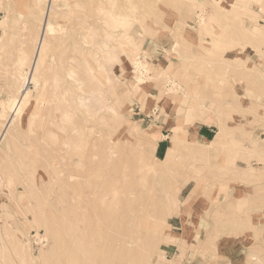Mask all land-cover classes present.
<instances>
[{
    "label": "rangeland",
    "instance_id": "rangeland-1",
    "mask_svg": "<svg viewBox=\"0 0 264 264\" xmlns=\"http://www.w3.org/2000/svg\"><path fill=\"white\" fill-rule=\"evenodd\" d=\"M91 1L60 2V29L40 77L28 84L22 113L8 126L10 115L0 118V264H71L73 246L78 264H92L90 250L113 246L112 238L132 241L125 246L133 264H264V1ZM42 2L0 0V112L5 104L9 114L31 74ZM95 11L97 40L106 42L96 56L73 49V40L80 46L82 36L93 38ZM146 39H163L164 50ZM71 58L92 71L74 68L67 78ZM132 105L159 122H142ZM204 123L213 139L222 131L219 143L197 137ZM159 125L172 149L180 126L181 146L170 162L157 157L171 148L157 156L145 138ZM83 128L88 144L72 147L69 136ZM73 159H82L75 173L93 201L70 210L61 184ZM115 188L118 220L129 192L138 227L97 224Z\"/></svg>",
    "mask_w": 264,
    "mask_h": 264
},
{
    "label": "bare ground",
    "instance_id": "bare-ground-1",
    "mask_svg": "<svg viewBox=\"0 0 264 264\" xmlns=\"http://www.w3.org/2000/svg\"><path fill=\"white\" fill-rule=\"evenodd\" d=\"M44 2H42L43 4V11L41 13V17H40V23H39V27H40V32L38 31L37 35H36V38H35V41H34V50H33V55H32V59L30 61V64L28 67L30 69V75L28 76H25L24 79H23V84H22V87H21V92H18V94L16 95V100L14 102V104H12V106L8 109L9 110V114L6 113L7 111V108H6V105L5 104H2V110L0 112V118H6L7 115H10V118L8 120V123H7V126L10 125L17 117L19 114L22 113V110H23V107L25 106V102L28 98V92L30 91L29 87H28V84L33 82V81H36L38 80L37 77H38V73L40 71V68L41 66L43 65V63L45 64V59L49 52V50H51V46H52V39L54 37V35H56L57 31H59L60 29V26L59 25H56L55 24V15L56 13L58 12V10H61V1L62 0H43ZM93 1V0H92ZM91 2L90 5H91ZM102 1V0H100ZM99 1V2H100ZM106 1V0H105ZM111 1V0H108V2ZM113 1V0H112ZM116 1V0H115ZM119 1V0H118ZM121 1V0H120ZM262 2L264 0H261ZM107 2V3H108ZM114 2V1H113ZM78 3V2H77ZM75 3V4H77ZM124 3V2H123ZM126 3V2H125ZM93 4V3H92ZM95 4V3H94ZM97 4V3H96ZM109 4V3H108ZM128 4V3H127ZM131 4V3H130ZM85 4H83L82 6L84 7ZM88 5V3H87ZM102 5V4H101ZM113 5H116V4H113ZM262 5V4H261ZM111 6V4H110ZM118 6V5H117ZM124 6V5H123ZM130 6V5H129ZM96 7V6H94ZM98 7V6H97ZM88 8V7H87ZM91 8V6H90ZM89 8V10H90ZM118 8H120L118 6ZM262 9H264V6L261 7ZM93 10V8L91 9ZM90 10V11H91ZM100 10V9H99ZM102 10V9H101ZM100 10V11H101ZM121 10V8H120ZM119 11V10H118ZM98 12V11H97ZM97 12L95 11V14H97ZM91 13V12H90ZM119 13V12H118ZM95 14L93 16H95ZM124 14V13H123ZM65 15V14H64ZM102 15V14H101ZM122 15V13H121ZM126 15V14H125ZM66 16V15H65ZM99 15L97 14L96 15V18H94V22L92 23H89L90 24V29L88 28L89 27V24L86 20V28H88L89 31H92L93 33V38L91 40L89 39V36L90 33H88L87 31H85V28H81L82 30H84V32L88 33L86 34L88 36V38L86 39L84 36L81 37V42L82 43L80 46L76 43L75 44V40L74 41V47L73 48L75 51H78V52H95V56L99 53V49H100V44H105L106 42H101V41H98V37H99V30L101 29V26L99 25V18L100 16L98 17ZM124 17V15H122ZM127 16V15H126ZM68 18V17H67ZM72 19V17H71ZM69 21V20H68ZM70 22V21H69ZM84 22V20H83ZM236 24V23H235ZM83 25V24H82ZM81 25V26H82ZM93 25V27H92ZM88 26V27H87ZM62 28V27H61ZM79 28V27H78ZM63 29V28H62ZM66 29V27H64V30ZM73 29V28H72ZM81 30V31H82ZM245 30H248L245 26ZM80 31V32H81ZM244 31V30H243ZM76 32V31H75ZM78 32V31H77ZM83 32V33H84ZM251 32V31H249ZM63 33H66V31H64ZM62 35V34H61ZM60 35V37H62ZM80 35V34H79ZM255 35V34H254ZM78 36V35H77ZM242 37V36H241ZM60 40V39H59ZM54 45V43H53ZM84 45V47L82 46ZM72 50V51H74ZM76 52V53H78ZM79 54V53H78ZM77 55V54H76ZM80 55V54H79ZM53 59V58H52ZM72 59V58H71ZM98 60V59H97ZM73 61H77V59H72V61H69L67 62V68L65 70V74H66V77L68 78L69 76H71V72L75 69H82V68H88L89 72L92 71V68L91 67H88L89 65L87 64V61L84 62L83 64V61L80 63L81 65H76L74 64ZM138 63V62H137ZM100 67L104 66L102 62H100ZM144 68V67H143ZM46 69L45 67L43 68V70ZM28 71V70H27ZM42 71V70H41ZM28 73V72H27ZM40 77V75H39ZM40 80V79H39ZM89 85L93 84V82H96V77L94 74H90L89 75V79L87 80ZM39 82V81H37ZM36 84V83H35ZM25 90V91H24ZM78 90H81V88H79ZM81 106L83 107H87L88 106V103L86 101H84V98L83 97H80L79 98V101H78ZM85 112V111H84ZM89 114L91 113H87L86 112V116H90ZM3 120V119H1ZM86 127V126H84ZM180 126H177L175 125L174 126V135H173V139H172V151L167 154V157L165 159H160L157 157V159H159L160 161H165V162H170L174 159L175 157V152L177 150H179L181 144H180V137H179V134L177 133L178 131V128ZM86 129H80L77 131V133H75V135H71L69 136V140H68V143L72 146V147H86V145L88 144L87 142V138H85L84 136V131ZM3 136H5V131L3 132V134L1 135V140L3 139ZM161 136V135H160ZM102 137V136H100ZM60 138V137H59ZM145 138L149 139L150 142L152 143V147L153 149L155 150L156 148V144H157V136L156 135H153V134H149V135H146ZM221 138H222V131L219 132V134L212 140V144H216V143H219L221 141ZM95 140V139H94ZM61 141V140H60ZM62 142V141H61ZM92 142V141H91ZM117 143V142H116ZM113 145V144H112ZM115 145V144H114ZM117 145V144H116ZM91 148L93 149H96L98 150L99 148V143L97 141H93L92 145H91ZM113 148V147H112ZM115 149V148H114ZM110 150V149H109ZM54 151V150H53ZM92 152V150H91ZM94 152V151H93ZM99 153V152H98ZM108 153V152H107ZM116 153V152H115ZM111 155V154H110ZM116 155V154H115ZM120 155V154H119ZM99 155L98 154H93L92 155V158L93 159H96ZM105 156V155H104ZM122 156V155H121ZM117 157V156H116ZM123 158V156H122ZM142 158V157H141ZM140 158V159H141ZM144 158V157H143ZM82 159H80V161H76V160H70L68 162V179L66 180V182H62V188L63 189H66L68 192H69V195L71 196L72 198V202H71V206L69 207V209L75 205L76 203H83L85 202L86 205H89L91 203L92 200V194L90 195V192H91V188L90 186H88L89 184L87 183H82V177L80 175H78V173H75L76 169H78L79 167H84V164L83 162L81 161ZM121 161V160H120ZM113 162V161H112ZM140 161H138L139 163ZM122 163V162H121ZM137 164V163H135ZM122 165V164H121ZM146 166V162L143 163V166H140L138 167L141 172L145 173L146 171L148 172L149 170H146L145 168ZM137 167V166H136ZM144 167V170L145 171H142L140 168ZM127 168V166H126ZM113 169V167H112ZM125 170V169H124ZM139 171V173H140ZM64 180V179H62ZM89 180V179H88ZM132 182V181H131ZM189 182V180L187 179L186 181H184L183 184H187ZM104 184V183H103ZM93 185V184H92ZM107 186V185H106ZM95 190V189H94ZM114 194H115V198L113 199L114 201H111L109 202V206L107 208L108 212L104 215H102L99 219H98V225L99 226H102L103 224H105V221L109 222L114 228H116L118 225L119 227H126V228H133V227H138L139 224H134L135 222V217H137V213L136 210H134V208H132V206H130L131 204L128 203L129 201V198L133 197V195H130L128 193H126V208L124 210L121 211V215L122 216L119 220H118V217H119V213H118V209H117V205H118V197H117V189L115 188L114 189ZM135 190V189H134ZM87 191L89 193H87ZM105 192V191H104ZM84 194V195H83ZM94 194H95V191H94ZM124 195V194H123ZM120 197V196H119ZM124 197V196H123ZM105 198V197H104ZM108 198V197H107ZM94 199V198H93ZM100 199V198H99ZM98 199V200H99ZM189 200H192V197L189 199ZM100 201V200H99ZM103 202V201H102ZM79 203V204H80ZM99 203V202H98ZM101 203V201H100ZM105 203L103 202L102 206L104 205ZM78 206V205H77ZM83 206V205H82ZM100 206V205H99ZM81 207V206H80ZM90 206H88L89 208ZM92 207V206H91ZM125 207V206H124ZM85 209L87 207H84ZM83 208V209H84ZM104 208V206L102 207ZM101 208V209H102ZM123 208V207H122ZM80 209V208H79ZM84 209V210H85ZM100 209V211H101ZM71 210V209H70ZM84 210L82 211L81 209V212H82V219H84V215L83 213L87 212V210ZM91 211V210H90ZM90 213V212H89ZM87 213L86 216H85V220L89 222V224L92 222V218L91 215ZM105 213V212H104ZM80 214V213H79ZM81 215V214H80ZM90 215V216H89ZM99 215V214H98ZM89 216V217H88ZM81 217V216H80ZM81 219V220H82ZM88 219V220H87ZM81 222V221H80ZM85 222V221H84ZM94 223L96 221H93ZM83 223V222H82ZM93 223V225H94ZM118 223V225H117ZM85 224V223H83ZM85 226V225H84ZM108 226V225H107ZM90 227H92V225H90ZM86 228V231H87V227L85 226ZM118 228V227H117ZM116 231V230H115ZM93 232V231H92ZM72 233V232H70ZM82 233V232H81ZM84 233V232H83ZM83 235V234H82ZM54 237L55 239H57L59 241V236L56 234L55 236V233H54ZM132 237V236H131ZM110 238V237H109ZM112 238V236H111ZM141 238V237H140ZM95 239V238H94ZM121 239V238H119ZM96 240V239H95ZM106 240V238H105ZM88 241V240H86ZM120 240H113L112 238V241L111 244L113 246H104V249L102 250L101 248H95V249H92L90 250V254H89V257L92 259V264H133L132 262V257L129 253V247L130 246H125V245H129L132 243V241H123L121 244V242H119ZM65 245V244H64ZM69 245V244H68ZM66 246V245H65ZM100 247H103V246H100ZM75 247L73 246V249H72V259H70V263L71 264H78V261H77V258L76 257V250L74 249ZM87 248V247H86ZM134 248V247H133ZM67 249V248H66ZM68 250V249H67ZM87 250V249H86ZM85 250V251H86ZM137 251V250H136ZM135 252V251H134ZM133 252V253H134ZM88 253V252H87ZM78 255V254H77ZM139 255V254H138ZM142 255V254H141ZM62 256V255H61ZM133 256V255H132ZM140 256V255H139ZM138 256V257H139ZM71 258V257H70ZM166 260H168V262H170L172 259L170 258H167L165 257ZM173 262V260L171 261ZM137 264V263H136ZM148 264V263H147Z\"/></svg>",
    "mask_w": 264,
    "mask_h": 264
},
{
    "label": "crops",
    "instance_id": "crops-1",
    "mask_svg": "<svg viewBox=\"0 0 264 264\" xmlns=\"http://www.w3.org/2000/svg\"><path fill=\"white\" fill-rule=\"evenodd\" d=\"M145 41L148 42L147 39ZM164 43H165V41L163 39H160V40L156 39V40H151L148 42V44H157V46H158L157 51H159V49L164 50L163 49ZM162 50H161V52H158V54L162 53ZM155 54H157V53H155ZM130 109H132L133 115H140L141 116V117H139V120H141L142 122H146V123L149 122V124H153V123L157 124L159 122L157 120L156 116H151V114H147L146 112H143V110L138 109L137 107L133 108V105ZM159 127H160V125H159ZM1 130L2 129H1V124H0V141H1V135L3 134ZM157 130L158 131L160 130V131L156 134L158 140H157V144H156V148H155V153L157 156L163 157L167 154V152L170 148V144H169V140H168L169 133L167 132V129L164 127L157 128ZM212 131H213V128L211 127L210 124H207V123L201 124L197 130V137L200 140L210 142L213 139V134L211 133ZM169 246H176V245L175 244H169Z\"/></svg>",
    "mask_w": 264,
    "mask_h": 264
}]
</instances>
